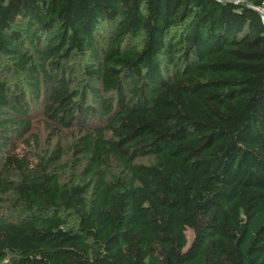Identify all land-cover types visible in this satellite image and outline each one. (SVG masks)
Returning <instances> with one entry per match:
<instances>
[{"label": "trees", "instance_id": "16d2710c", "mask_svg": "<svg viewBox=\"0 0 264 264\" xmlns=\"http://www.w3.org/2000/svg\"><path fill=\"white\" fill-rule=\"evenodd\" d=\"M38 103L62 125L100 112L84 177L17 153ZM0 156V264H264V22L217 0H0Z\"/></svg>", "mask_w": 264, "mask_h": 264}, {"label": "rangeland", "instance_id": "374dc122", "mask_svg": "<svg viewBox=\"0 0 264 264\" xmlns=\"http://www.w3.org/2000/svg\"><path fill=\"white\" fill-rule=\"evenodd\" d=\"M74 64L77 83L83 80L85 66L88 61L83 58L77 59ZM98 87L100 88V86ZM93 101L91 102L93 103ZM43 104L45 105V102ZM94 105L97 107L96 103ZM99 114V111L94 113L89 122H83L84 116L81 115L68 125H62L50 120L44 115L41 105L39 103L35 104L30 116L31 127L29 131L14 138V142L17 145L16 151L21 154H29L34 163L58 154L57 157L49 162H52V165L55 166V171L59 174L62 182H71L77 178L84 177L83 171L87 167L88 161L76 150L75 144L86 135L87 131H91L99 125ZM29 136L30 142L27 144L24 139ZM152 160V157L147 156L138 158L136 162L149 163ZM1 163L2 157L0 156V166ZM106 168H108L110 174L120 175L123 172L122 167L113 160L110 161L109 167L106 166ZM76 220V217L71 216V223ZM186 235L188 241L191 242L193 238L192 231L188 230Z\"/></svg>", "mask_w": 264, "mask_h": 264}, {"label": "built area", "instance_id": "2783aa9c", "mask_svg": "<svg viewBox=\"0 0 264 264\" xmlns=\"http://www.w3.org/2000/svg\"><path fill=\"white\" fill-rule=\"evenodd\" d=\"M219 2H228V3H243L247 4V6L251 7L255 11H257L260 15L261 20L264 22V0L261 1L260 3H252L248 0H217Z\"/></svg>", "mask_w": 264, "mask_h": 264}]
</instances>
